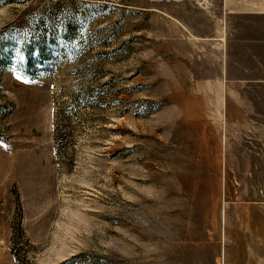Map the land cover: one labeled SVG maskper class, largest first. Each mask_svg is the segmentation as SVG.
Instances as JSON below:
<instances>
[{"label":"rangeland","instance_id":"374dc122","mask_svg":"<svg viewBox=\"0 0 264 264\" xmlns=\"http://www.w3.org/2000/svg\"><path fill=\"white\" fill-rule=\"evenodd\" d=\"M0 264H264V0H0Z\"/></svg>","mask_w":264,"mask_h":264},{"label":"bare ground","instance_id":"6f19581e","mask_svg":"<svg viewBox=\"0 0 264 264\" xmlns=\"http://www.w3.org/2000/svg\"><path fill=\"white\" fill-rule=\"evenodd\" d=\"M262 217H255L253 215H249L248 219H247V222H246V225H249V226H253L256 222L260 223L261 222Z\"/></svg>","mask_w":264,"mask_h":264}]
</instances>
